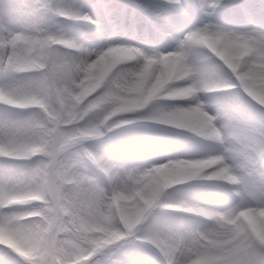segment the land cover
I'll list each match as a JSON object with an SVG mask.
<instances>
[{"label": "clouds", "instance_id": "obj_1", "mask_svg": "<svg viewBox=\"0 0 264 264\" xmlns=\"http://www.w3.org/2000/svg\"><path fill=\"white\" fill-rule=\"evenodd\" d=\"M0 264H264V0H0Z\"/></svg>", "mask_w": 264, "mask_h": 264}]
</instances>
